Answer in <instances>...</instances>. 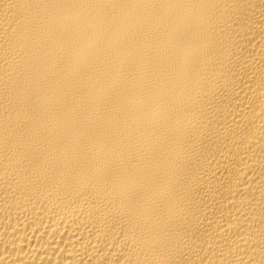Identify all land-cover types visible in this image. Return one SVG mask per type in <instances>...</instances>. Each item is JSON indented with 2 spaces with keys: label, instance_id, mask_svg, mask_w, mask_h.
Masks as SVG:
<instances>
[{
  "label": "bare ground",
  "instance_id": "1",
  "mask_svg": "<svg viewBox=\"0 0 264 264\" xmlns=\"http://www.w3.org/2000/svg\"><path fill=\"white\" fill-rule=\"evenodd\" d=\"M0 264H264V0H0Z\"/></svg>",
  "mask_w": 264,
  "mask_h": 264
}]
</instances>
